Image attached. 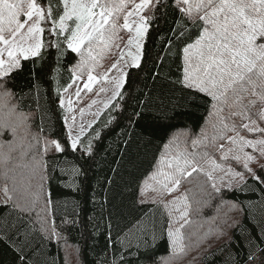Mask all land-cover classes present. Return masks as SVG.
<instances>
[{
  "label": "snow or ice",
  "instance_id": "obj_1",
  "mask_svg": "<svg viewBox=\"0 0 264 264\" xmlns=\"http://www.w3.org/2000/svg\"><path fill=\"white\" fill-rule=\"evenodd\" d=\"M157 43L159 51L152 57ZM111 48L117 50L116 58L102 79L113 87H101L99 92L110 91L104 108L119 106L122 114L110 116L104 132L95 129L94 122L77 123L73 100L65 94L85 72L83 88L91 92L100 79L93 75L98 64L94 53ZM71 53L80 59L70 70L71 83L58 85L52 101L50 110L55 112L58 105L64 122L62 130L54 133L55 124L49 129L43 122L34 125L35 112L25 103L24 91H15L16 81L24 75L29 78L27 99L41 111L40 101L51 100L49 78L55 79L54 69L58 72L65 61L75 59ZM149 63L155 80L166 85L167 92L158 105L137 101L129 113L130 104L122 103L125 86H131L128 70L143 72ZM112 71L117 75L109 78ZM81 91L76 86L73 93L78 101ZM132 99L129 95L128 101ZM201 108L204 125L199 135L190 130L169 135L181 114ZM79 114L82 117L84 110ZM93 115L98 118L101 112ZM113 133L115 154L122 162L137 170L145 163L149 168L142 181L129 173L138 181L130 204L110 208L107 200L92 198L98 209L93 233L99 232L105 242L92 264H172L171 259L156 256L165 235L173 258L186 254L192 245L186 249L182 229L192 223L193 211L199 214L213 207L214 199L220 201L217 215L228 204L236 216L222 221L226 229L210 228L208 235L217 232L218 238L227 237L230 248L231 231L239 229L247 249L240 255L230 252L226 264H264V0H0V165L5 177L0 191L5 206L13 201L8 216H0V264H57V257H49L48 246L53 241L66 243V238L52 218L58 205L51 182L56 180L65 189L61 195L79 201L80 193L88 190L87 172L80 162L94 163ZM153 147L156 151L149 160L148 150ZM141 149L144 160L137 164ZM13 161L18 163L9 168ZM16 167L30 172L23 190L8 175ZM193 173L202 174L210 189L208 199L195 209L187 193L178 194ZM8 179H12L11 192ZM108 183L114 182L106 178L101 187ZM147 204L162 208L167 220L158 222L152 210L132 215V208ZM125 207L131 219L120 211ZM13 215L15 220L10 219ZM245 217L254 222L252 229L240 227ZM76 223L67 217L62 220L63 225Z\"/></svg>",
  "mask_w": 264,
  "mask_h": 264
},
{
  "label": "trees",
  "instance_id": "obj_2",
  "mask_svg": "<svg viewBox=\"0 0 264 264\" xmlns=\"http://www.w3.org/2000/svg\"><path fill=\"white\" fill-rule=\"evenodd\" d=\"M159 43L156 44V47L152 51V57L156 55V52L159 51ZM70 51V50H69ZM116 49L111 48L105 49L103 51L97 49V52L94 53L97 55L98 64L93 72V75H97L102 77L107 69L110 67L113 60L116 58ZM163 56L164 53H161ZM71 57H75V59L71 60V62L65 61V66L59 68L58 72L54 69L52 78L50 77V87H51V100L42 99L40 101V105L42 110L37 111L36 105L33 100L27 99L28 94V77L26 75L18 77L16 81V89L15 91L19 93L21 90L25 93V103L30 106L31 110L35 112L34 116V125L38 126L43 122L45 124L46 129H49L52 124H55L54 133H58L62 130L63 127V118L60 115L61 110L58 105L56 106V111L53 112L50 109L52 108V101L56 100V94L58 85H67L71 83V68L75 63L79 61V57L76 56L75 53H71ZM153 65L151 63L148 64L147 69L143 72H139L137 69H129L128 71L131 73L129 84L130 87L126 85L127 91L124 93V99L122 103L124 105H129L128 111L131 112L132 108H134L137 104V101L140 102L141 105H144L146 102H151L154 104H159V97L162 93L167 92V86L162 85L159 81L155 80V77L152 73ZM137 73H139L137 75ZM81 77H87V73L85 72ZM151 77V78H150ZM102 81L95 84L92 87V91L89 92L87 89H83L81 91V98L79 101L75 97V102L77 103V110L80 109L84 104L92 99L97 91L101 88ZM62 91V89H61ZM152 94V100L148 101V94ZM131 95L133 99L129 102L128 96ZM16 99L19 100V95L16 96ZM119 99V98H118ZM116 103V101H113ZM25 112L29 111V107L24 108ZM121 108L117 106L113 108L109 105L104 111H102L101 115L94 122L93 127L97 130H101L106 132L107 128L105 127V122L109 119L110 116L119 117L121 115ZM123 123H127L123 121ZM204 125V109L201 108L198 111H194L191 114H181L179 119L175 122V127L172 129L173 133H180L181 131L190 130L193 135H199L201 127ZM35 130V128H34ZM92 130L89 129L88 132ZM88 132L85 135H88ZM117 137L115 133L110 134L108 138L104 141V149L99 157H97L96 161L93 163L91 161L80 163L83 165V168L87 172V179L85 180V187L88 189L87 193L81 192L79 201H73L72 197H66L61 195L65 189L62 187H58V182L53 180L50 185V189L53 193V197L57 201V209L56 214L52 217L55 220L57 225L61 226L62 234L66 238L65 240L60 241L57 244L53 241L47 249L49 257H57V264H92L94 259V254L99 252L101 248L104 247V239L100 236L99 232L93 233L95 219L97 217V207L95 202L93 201V197H95L96 201L107 200L109 202L108 207H119L121 204L128 205L130 204L131 194L134 191H137V182L142 181L145 175V170L149 168V165L145 163L142 167L137 170L132 164H128L126 161L122 162V157L115 154V146L113 144L116 141ZM167 142V138L165 141ZM158 146H160V141L156 142ZM109 145H112L111 151H109ZM190 145V139H189ZM162 148V146H161ZM149 156L148 159L151 160V153L156 151V148L153 147L148 150ZM189 151H192L191 147H189ZM197 151H202V149L198 148ZM143 149H141V155L136 161L137 164L140 161L144 160ZM136 154L135 146L133 147V155ZM157 156L159 153H156ZM18 155V154H14ZM215 157L218 158L219 153H213ZM113 158L116 163H112ZM18 163V161L10 162L8 167L13 168L14 165ZM201 166L204 168L208 167V164L205 162H201ZM118 170V172H117ZM129 173H135V176L138 178V181H134L133 177L129 175ZM9 177H15L17 180V187L20 190H23L24 187L28 184V179L30 172L28 169L22 167H16L14 171L9 172ZM114 183H108L105 187H101V185H105V179ZM83 179V178H82ZM33 184L36 181L32 182ZM61 184L63 181L60 182ZM5 186V177L3 175V166L0 165V189ZM12 179L7 180V187L12 189ZM45 187L49 188L47 182L45 183ZM206 191H210L207 189L206 178L202 174L193 173L191 177H188L180 188V192L178 194L187 193L189 202L192 204L193 209L200 207L203 201L208 199L206 195ZM14 197L16 193H11ZM149 195H154L153 193H149ZM241 197L245 194L240 193ZM169 199V197H168ZM229 202H231V198H229ZM13 201H9L8 205L5 206L4 203L0 204V216L7 217L8 212L11 209ZM220 201L218 199H214L212 201L213 207L208 208L205 207L201 213H196L195 211L189 216V220L192 222L189 225H185V227H194V222L197 226H205L209 229L217 227L225 228L221 220L226 218L235 217L236 213L233 210H230L228 204H225L224 207L221 208L219 214L215 212V206L219 204ZM65 204L67 206H65ZM152 210L155 213V218L159 222L161 220H167V214L164 212L162 208H158L156 205L147 204L142 206L139 209L132 208L131 212L133 216L142 215L144 211ZM127 219H131V216H128L129 208H121ZM34 216L35 213H32ZM51 217V211L49 212ZM217 215V219L215 222L212 221V217ZM197 216H203V219H193ZM67 217L68 219H74L78 221L75 225H63L62 220ZM10 219L15 220L16 217L13 215ZM107 221V217H105V222ZM27 223V217L24 220ZM254 222H250L248 217H245L241 223L242 229H252ZM38 226V225H37ZM29 227L31 225L29 224ZM103 227V225L101 226ZM209 229L205 230L199 229L196 227L191 231L185 232V228L182 229V232L185 236L184 244L186 246L192 245L190 250L186 251L184 254V259L187 264H226L227 257L229 253L233 254H243L247 252V249L244 248V240L239 235V229H233L231 231V247H228L229 241L227 237L218 238V233L213 232L211 235H208ZM88 234L87 237L85 234ZM115 234V233H113ZM194 234V235H193ZM216 234V235H215ZM253 235H255V231L253 230ZM204 239V237H206ZM191 237V238H189ZM98 238V240L96 239ZM201 238V242L197 243V239ZM193 243L198 245V248L193 246ZM239 243V247L237 244ZM96 244L94 248L93 245ZM223 249V250H222ZM156 256L161 259H166L171 256V250L169 248L167 238L165 235L164 241L160 243L158 246ZM174 259V258H170Z\"/></svg>",
  "mask_w": 264,
  "mask_h": 264
},
{
  "label": "rangeland",
  "instance_id": "obj_3",
  "mask_svg": "<svg viewBox=\"0 0 264 264\" xmlns=\"http://www.w3.org/2000/svg\"><path fill=\"white\" fill-rule=\"evenodd\" d=\"M107 74H108L109 78L115 77L117 75V73L115 71L108 72ZM95 76H97V75H95ZM97 77H100V76H97ZM102 77H100V79H98V81L94 82L93 86H95V84H98V82L102 81L101 87H103L106 90L111 89L113 87V85L111 83H109V82L104 81L102 79ZM86 81H87V77H80L76 81V85H74L73 88L69 89V93L65 94V95H68V96L71 97V99L73 100V108L76 109V110H77V103L74 100L75 96L73 95V93L75 91L76 86H79L80 89L83 90L84 89L83 88V84ZM97 93H99V95ZM97 93L94 95V97L92 99L88 100L84 104V106H82L80 108V109L84 110V115L82 117L79 114V110L80 109H78L76 111L77 123H80L82 121L85 125H87L89 122H95L97 120V118L93 114L96 113L97 111H100L102 113V111H104L106 109V108H104V102L107 101L108 96L111 94L110 91L107 92V93H103V92H99V90H98ZM94 100L97 101V103L95 105L92 104V102ZM90 105H91V107H89ZM3 199H4L3 192L0 191V204L3 203ZM169 199H170V197H169ZM196 218L202 220L203 216H197V217H194L193 219L195 220ZM222 221L223 220H221L220 222H222ZM210 225L208 227L197 226V224L194 222V227H185V232L191 231V230L195 229L196 227H198L200 230L203 229V228L205 230H208ZM212 229H215V226ZM193 246L198 248V245H196L195 243H193ZM170 258H173L172 257V253H171V256L167 257L166 259H170ZM171 260H172V264H187V262L184 259V255H178L174 259H171Z\"/></svg>",
  "mask_w": 264,
  "mask_h": 264
}]
</instances>
